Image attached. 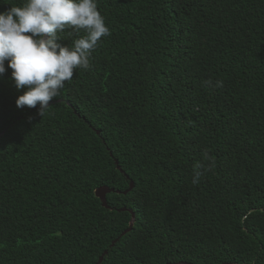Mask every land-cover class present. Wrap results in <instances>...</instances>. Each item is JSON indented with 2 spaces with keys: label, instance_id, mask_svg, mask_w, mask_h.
Here are the masks:
<instances>
[{
  "label": "trees",
  "instance_id": "trees-1",
  "mask_svg": "<svg viewBox=\"0 0 264 264\" xmlns=\"http://www.w3.org/2000/svg\"><path fill=\"white\" fill-rule=\"evenodd\" d=\"M98 10L111 34L43 116L0 78V264H264V0Z\"/></svg>",
  "mask_w": 264,
  "mask_h": 264
},
{
  "label": "clouds",
  "instance_id": "clouds-1",
  "mask_svg": "<svg viewBox=\"0 0 264 264\" xmlns=\"http://www.w3.org/2000/svg\"><path fill=\"white\" fill-rule=\"evenodd\" d=\"M66 28L71 29L68 36L78 38L65 46L58 38ZM110 34L98 0H24L11 5L0 11V78L10 68L16 88L27 87L18 96L17 107L39 104L43 116L49 102L73 78L74 70L90 67L92 51ZM222 84L216 82L217 87ZM200 167L194 168V184L203 175Z\"/></svg>",
  "mask_w": 264,
  "mask_h": 264
},
{
  "label": "water",
  "instance_id": "water-1",
  "mask_svg": "<svg viewBox=\"0 0 264 264\" xmlns=\"http://www.w3.org/2000/svg\"><path fill=\"white\" fill-rule=\"evenodd\" d=\"M116 163H117V165H118V168H121V166L119 165V163H118L117 160H116ZM133 187H134V183L132 182V183H131V189H132ZM113 190H114V189L109 188V187H100V188H98V189L96 190V194H97V196L101 199L103 205H104L105 207H107V208H111V206H110L109 203L107 202V193H110V192H112ZM118 192L120 193V191H118ZM124 193H125V194L128 193V190L125 191ZM129 210H130L131 213L133 214V218H132V220H131L130 227L124 232V234L132 230V228H133V226H134L135 219H136V214H135L134 210H133V209H129ZM252 211H253V210H252ZM106 253H107V252H106ZM103 257H104V256L101 257V259H100V263L103 261ZM180 263H182V262H180ZM252 264H256V263L254 262V263H252Z\"/></svg>",
  "mask_w": 264,
  "mask_h": 264
}]
</instances>
